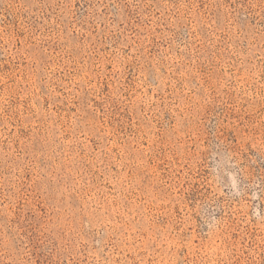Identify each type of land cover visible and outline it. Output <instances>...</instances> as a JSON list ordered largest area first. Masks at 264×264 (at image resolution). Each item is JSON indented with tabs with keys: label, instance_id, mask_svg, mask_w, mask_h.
Masks as SVG:
<instances>
[{
	"label": "rangeland",
	"instance_id": "rangeland-1",
	"mask_svg": "<svg viewBox=\"0 0 264 264\" xmlns=\"http://www.w3.org/2000/svg\"><path fill=\"white\" fill-rule=\"evenodd\" d=\"M0 264H264V0H0Z\"/></svg>",
	"mask_w": 264,
	"mask_h": 264
}]
</instances>
